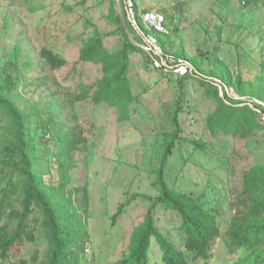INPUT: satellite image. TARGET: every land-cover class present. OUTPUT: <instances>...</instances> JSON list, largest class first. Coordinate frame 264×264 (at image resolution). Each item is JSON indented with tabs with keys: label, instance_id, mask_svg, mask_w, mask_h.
<instances>
[{
	"label": "trees",
	"instance_id": "trees-1",
	"mask_svg": "<svg viewBox=\"0 0 264 264\" xmlns=\"http://www.w3.org/2000/svg\"><path fill=\"white\" fill-rule=\"evenodd\" d=\"M191 1L176 3L175 12L187 14ZM132 2L137 24L145 30L141 6L136 0ZM110 4L113 21L126 34L117 1L110 0ZM203 4L204 8H220V11L235 16L239 21L238 45L256 36L264 41V0H203ZM125 13L133 27L127 5ZM164 13L167 27L169 21L178 32L180 22L176 20V15H171L169 11ZM154 33L166 49L170 33ZM137 39L142 41L138 34ZM28 44L25 53L22 39L14 51L5 52L4 58H14L9 66L15 68V78L0 76V264L10 262L13 251L28 243L36 246L44 244L46 248L44 255L37 249L30 264H83L91 242L86 222L91 203L89 183L84 178L80 183L72 178L62 183L61 178L70 169H78L77 156L89 149L87 139L78 126V117L69 109L73 110L80 102L92 99L96 105L108 104L116 108L123 119H128L131 107L138 101L129 77L131 55L143 53L146 55V69H154L149 56L129 39L123 50L110 54L103 39L93 37L81 48L79 61L101 66V79L94 85H80L78 93L69 91L62 94L60 84L52 76L40 73L34 77V74L45 67L50 72L60 71L68 64L67 58L53 49L42 47L37 50L38 59L35 62L32 42ZM182 50V54L176 56L191 60L200 73L221 80L224 97L212 80L192 74L178 78L181 91L170 115L171 130L164 134L160 165L155 170V186L159 194L134 230L127 254L116 264L207 262L212 258L224 228L230 250L247 253L237 264H264V106L255 101L248 103L233 99L227 88H234L241 96L262 102L264 89L252 85L245 89L241 77L225 72H207L203 60L190 57L183 46ZM261 51L264 54V45ZM218 52L219 48L215 47L212 54L216 56ZM208 55L207 52L204 56ZM245 56L251 60V50ZM161 76L172 77L162 73ZM188 78L207 88L208 97L216 103V111L206 118L210 133L246 142L249 147L245 155L234 150L231 157L224 159L233 174L239 173L230 193L225 187L220 192L224 202L230 201L229 220L223 204L208 207L202 203L200 196L175 190L168 181L170 159L176 153L187 154L183 155L185 164L192 162L199 152L209 153L206 141L196 135L189 137L188 123L180 120L181 114L193 110L183 91ZM27 94L32 97H27ZM34 96L38 99L35 100ZM244 156L247 160L252 156L255 158L239 169L238 162ZM128 204L119 207L114 219L123 214ZM162 211L174 212L180 219L177 227L184 234L183 249L171 240L169 231H162ZM155 245L159 246L160 259L153 256Z\"/></svg>",
	"mask_w": 264,
	"mask_h": 264
},
{
	"label": "rangeland",
	"instance_id": "rangeland-1",
	"mask_svg": "<svg viewBox=\"0 0 264 264\" xmlns=\"http://www.w3.org/2000/svg\"><path fill=\"white\" fill-rule=\"evenodd\" d=\"M116 1L128 38L111 17L110 0H0V76L14 79L17 75L15 68L9 66L14 58H4V55L5 52L14 51L22 39L24 53L29 48L28 43L32 42L35 62L38 59L37 50L42 47L53 49L68 61L60 71L50 72L45 67L37 71L34 77L40 73L52 76L60 84L62 94L69 91L78 93L80 85L96 84L103 74L101 66L79 61L85 42L100 37L110 54L123 50L128 39L136 46L139 43L136 28L129 24L126 17L127 2ZM136 1L143 15L154 12L166 17L165 11L176 15L180 30L175 32V25L168 21L170 40L166 44L167 50H164L175 55L182 54L183 46L190 57L203 60L205 71L241 77L245 89L250 85L264 89V54L261 51L264 41L256 36L238 45L239 21L234 15H228L220 8H204L203 0L198 3L192 0L187 14L174 10L176 3L185 0ZM235 5L239 7V3ZM219 28H222L221 32ZM144 29H147L145 25ZM215 47L219 48L216 56L212 54ZM250 50L251 60L245 56ZM207 52L209 55L205 57ZM145 56L136 52L130 57L129 77L138 101L131 107L128 119H123L116 108L108 104L96 105L92 99L80 102L73 110L69 109L77 115L78 126L87 139L89 149L87 153L77 156L78 169H70L61 178L62 183H67L71 178L79 183L84 178L89 183L91 203L86 222L91 242L87 246L83 264H116L122 260L128 252L134 230L159 194L155 186V170L160 165L161 145L165 132L171 130L169 119L181 88L178 78H166L151 68L147 70ZM206 75L209 81L217 79ZM217 80H214L216 85ZM227 90L233 99L248 103L255 101L264 106V102L241 96L234 88ZM183 91L193 110L181 114L180 120L188 123L186 129L189 137L196 135L206 141L209 153L205 155L199 152L188 164L183 158L187 154L176 153L170 159L167 172L169 184L175 190L200 196L202 203L208 207L223 204L229 220L230 201L224 202L220 192L225 187L230 193L239 173L233 174L224 159L231 157L234 150L245 155L249 147L246 142L232 137L213 136L207 129L206 118L216 111V103L208 97L207 88L197 80L188 78ZM27 97L32 96L27 94ZM33 98L38 99L37 96ZM216 152L220 155L216 156ZM254 158L252 156L247 160L244 156L238 162L239 169L253 162ZM127 202L129 204L123 214L114 219L119 207ZM160 213L164 217L162 231H169L171 240L183 249L184 234L177 227L180 219L174 212ZM37 249L43 253L46 248L44 244L36 246L28 243L20 250H14L10 262L6 264H30ZM152 249L153 256L160 259L159 246L155 245ZM246 255L244 250L234 253L230 250L224 228L223 236L213 249L212 258L207 262L192 264H237Z\"/></svg>",
	"mask_w": 264,
	"mask_h": 264
},
{
	"label": "built area",
	"instance_id": "built-area-1",
	"mask_svg": "<svg viewBox=\"0 0 264 264\" xmlns=\"http://www.w3.org/2000/svg\"><path fill=\"white\" fill-rule=\"evenodd\" d=\"M129 19L132 22L136 32L141 38V42L137 45L149 56L152 67L159 73L169 75L175 78L184 77L189 74L196 75L201 78L208 79L204 74H201L194 66L191 60L185 57H178L164 50L158 37L154 31L169 34V29L166 26V19L162 14L147 12L143 15L144 25L146 30L139 27L133 11L132 0H126ZM210 79V78H209ZM213 79V78H212ZM217 80L213 79L212 81ZM217 85H224L217 80ZM221 84V85H220Z\"/></svg>",
	"mask_w": 264,
	"mask_h": 264
},
{
	"label": "water",
	"instance_id": "water-1",
	"mask_svg": "<svg viewBox=\"0 0 264 264\" xmlns=\"http://www.w3.org/2000/svg\"><path fill=\"white\" fill-rule=\"evenodd\" d=\"M219 87V90H220V95L222 97H224V90H223V87L222 86H218Z\"/></svg>",
	"mask_w": 264,
	"mask_h": 264
}]
</instances>
